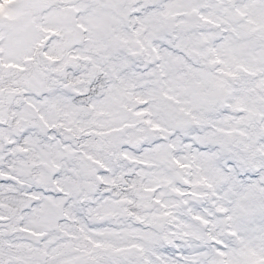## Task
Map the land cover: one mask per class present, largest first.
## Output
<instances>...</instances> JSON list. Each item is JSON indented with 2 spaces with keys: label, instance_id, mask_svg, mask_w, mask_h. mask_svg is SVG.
I'll use <instances>...</instances> for the list:
<instances>
[{
  "label": "snow or ice",
  "instance_id": "1",
  "mask_svg": "<svg viewBox=\"0 0 264 264\" xmlns=\"http://www.w3.org/2000/svg\"><path fill=\"white\" fill-rule=\"evenodd\" d=\"M0 264H264V0H0Z\"/></svg>",
  "mask_w": 264,
  "mask_h": 264
}]
</instances>
